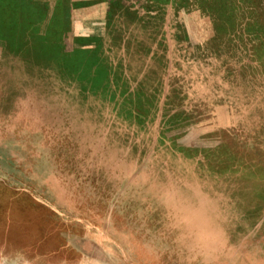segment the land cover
I'll use <instances>...</instances> for the list:
<instances>
[{
  "label": "rangeland",
  "instance_id": "1",
  "mask_svg": "<svg viewBox=\"0 0 264 264\" xmlns=\"http://www.w3.org/2000/svg\"><path fill=\"white\" fill-rule=\"evenodd\" d=\"M128 1L76 55L59 19L2 29L0 264H264V14L215 36L146 0L151 41Z\"/></svg>",
  "mask_w": 264,
  "mask_h": 264
},
{
  "label": "crops",
  "instance_id": "2",
  "mask_svg": "<svg viewBox=\"0 0 264 264\" xmlns=\"http://www.w3.org/2000/svg\"><path fill=\"white\" fill-rule=\"evenodd\" d=\"M28 1H30L31 3L28 4ZM119 1L122 3V0H119ZM140 1L141 0H130L128 1L127 6H126L127 8H130L131 12H134L133 23H132L133 27H131L132 30L137 29L136 26L138 25L139 21H140L139 25H141L142 28L151 26L152 24L149 21L147 22L145 21L146 20L145 17H148V16L149 17L153 16V18L156 17L155 8H153V11H151V9L150 10L145 9L146 0H142V3L144 2V4H141ZM24 2H27V3H23V1L18 2V3H23L24 6L15 5L13 12L10 11V13H8L12 17V18L10 17L11 27L8 28V31L9 33H11L9 34L11 35V38L15 40L14 42L20 43V41L22 42L31 41L32 37H37V34H39V29H42L40 26H35V25L48 24V27H50L57 19H59L65 25V28H67V32H65V36L63 37V39L65 40L67 37L69 40L77 42V46L76 48H74L72 53L85 51L84 49L86 48V45L83 43L94 42L95 40L99 38L109 36L110 34L112 35L113 31L118 28L121 22V17H122L119 11H118V14L115 13L118 10V8H116L117 6L116 0H55L53 5L46 3L44 0H25ZM35 2H38L36 5L37 7L34 5ZM190 2L191 4L194 3L195 10L200 12L204 18L205 17L210 18L215 36L219 34L218 23H217V13H215L216 10L208 11V9H206L207 5L203 2L200 4L197 0H194V2L193 0L192 1L184 0V2L179 8V11L182 13L181 14L182 19L188 22L185 12L188 10V6H189L188 4ZM158 8H161V7L157 6L156 7L157 11H159ZM45 9H46V13L44 12ZM193 9H194V6H193ZM20 10H24V11L20 12ZM38 10H40L42 13L40 17L37 13ZM177 12L178 10L176 11V14L173 15L175 19L177 18ZM135 14L138 16L135 17ZM36 16L37 18L39 17L41 22H39L35 18ZM9 22H8V25H9ZM169 24L170 23L167 22L168 26ZM154 25L155 24L153 23L152 26ZM160 25L154 26L153 32L156 29L158 30H157V33L153 37L150 38L151 41L157 40L158 36L160 35L161 33L159 32V30L161 29ZM23 27H25L24 29L27 28V30L28 28H34L35 31L37 30L36 35L31 36L30 33L28 32L29 30L24 31ZM5 29H7V27ZM0 34L2 35V33ZM152 34L153 33H151V35ZM190 37L191 39H193L192 33ZM214 38H217V37H214ZM146 39L147 38H145V40ZM0 42H2V37L0 38ZM162 44H163L162 42L160 44L159 42L157 44H154L153 52L152 50H148L147 55L152 54L151 56L155 58L160 57L162 53L158 50L155 53V49H161ZM91 46H92V43H90L89 47ZM22 47L24 46H21L20 49L15 48L16 50L18 49L19 51L15 50L17 54H14V55L15 57L20 58L21 61L26 63L27 57L24 56L23 54L21 55V53H23L21 52ZM25 47H28V46L25 45ZM62 53L64 54V52Z\"/></svg>",
  "mask_w": 264,
  "mask_h": 264
},
{
  "label": "trees",
  "instance_id": "3",
  "mask_svg": "<svg viewBox=\"0 0 264 264\" xmlns=\"http://www.w3.org/2000/svg\"><path fill=\"white\" fill-rule=\"evenodd\" d=\"M197 1L200 4L202 2L205 3L207 5L206 9H208V11H211V10L215 11L216 10L215 13H217V20L219 22L218 23V29H219L220 35H221V33H225L227 30L228 31L232 30L233 32H237V28H236L237 25H239L240 23H244L250 17H253V20H254V19H256V16H260V15L264 14V0H231V7L224 0H214V1L213 0H197ZM5 2L6 1L0 0V4L5 3ZM179 2H180V5H182L184 0H179ZM210 3H211V5H210ZM10 10L3 11V9L1 8V10H0V21L1 22L4 21V18H6L7 15L10 16L8 14V13H10ZM39 17H38V21L41 22ZM9 20H11V19L9 18ZM6 27H7L6 30H8V28L11 27V21L9 22V25H7V23H6V24L1 26L0 33H4V31L2 29H5ZM28 29L30 30L28 32L30 33L31 36L36 35L37 30L36 31L34 29L32 30V28L31 29L28 28ZM24 31H26V29ZM39 31H40V29H39ZM8 33H9V31H8ZM9 34H11V33H9ZM254 36L257 38L258 42L254 43L253 49L254 50H255V48L257 49L258 44H259V47H262V49H264V42H262L260 39V38H262L264 40V31H261V32L257 31L254 33ZM21 42L22 41H20V43ZM22 43L25 44L24 41ZM56 43H52L51 46L53 47L55 45V47H56L57 46ZM26 46H27V43H26ZM59 46H60V43H58L57 47H59ZM76 54H78V52H75L74 55H76ZM62 55L65 58L67 57L66 59H69V57L71 58V56H69L70 54L69 55L68 54L67 55L62 54Z\"/></svg>",
  "mask_w": 264,
  "mask_h": 264
}]
</instances>
